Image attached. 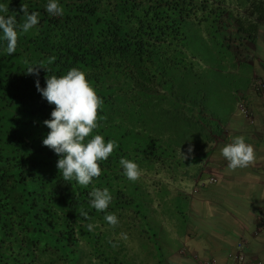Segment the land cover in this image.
I'll list each match as a JSON object with an SVG mask.
<instances>
[{
	"label": "trees",
	"instance_id": "16d2710c",
	"mask_svg": "<svg viewBox=\"0 0 264 264\" xmlns=\"http://www.w3.org/2000/svg\"><path fill=\"white\" fill-rule=\"evenodd\" d=\"M223 2L0 0V264L101 263L144 218L133 173L203 139L201 108L226 111L205 92L228 82L189 49L203 29L201 58L224 60Z\"/></svg>",
	"mask_w": 264,
	"mask_h": 264
},
{
	"label": "rangeland",
	"instance_id": "374dc122",
	"mask_svg": "<svg viewBox=\"0 0 264 264\" xmlns=\"http://www.w3.org/2000/svg\"><path fill=\"white\" fill-rule=\"evenodd\" d=\"M222 6L225 15L216 27L225 52L224 60L219 61L213 57L214 60L209 62L204 57L201 58L206 45L204 43H207L203 29L199 40V37H192L193 44L189 49L198 59L197 66L202 68L200 75L208 76L212 72L216 74V83L228 82L230 89L225 90L219 86L217 95L210 96V92H216V84L205 92V97L209 95L206 103L215 107L214 109H221L222 105L226 111L219 113L221 117H216L201 108V123L206 126V136L203 139L185 144L179 141L176 151L165 164H156V168L150 171L143 169L133 173L136 174L137 182L130 186L131 201L128 207L134 211H143L144 218L140 217L133 223L127 219V232L112 233L117 248L105 253L108 258L106 261L97 263L94 260V264H161L168 262V257L174 259L169 262L171 264H218L215 258L199 260L193 254L204 249L203 244L192 235H187L184 229L189 225V211L193 210L196 200L207 198L209 189L218 184L222 175L244 167L248 170L247 163L249 165L251 160L245 155L247 162L243 163L241 145L233 138L232 132L237 134L245 130L248 133L252 129L256 118L251 107L258 105L264 96V0H224ZM187 30L191 35L190 26H187ZM211 54L214 56L212 50ZM242 82L243 86H237ZM240 106L247 112L242 113ZM211 122H217L219 133L212 129ZM231 144L238 148L237 158L241 165L236 168L226 163ZM251 168L256 176L264 173V166L261 164ZM238 173L241 176V172ZM210 179L215 183L209 184ZM221 205L222 202L211 199L205 208H198L200 220H205L206 214L212 210L217 212V207ZM142 206L147 209V217ZM263 212L264 210L257 215L253 238L264 233V230L258 231L262 226L259 220ZM125 218L120 222H124ZM244 244L245 241L240 240L237 245L239 250L236 253L233 250L232 254L227 255V259L232 264H261L258 260L245 256L243 252L246 248H242ZM235 255L238 256L237 259Z\"/></svg>",
	"mask_w": 264,
	"mask_h": 264
},
{
	"label": "crops",
	"instance_id": "0c3cea01",
	"mask_svg": "<svg viewBox=\"0 0 264 264\" xmlns=\"http://www.w3.org/2000/svg\"><path fill=\"white\" fill-rule=\"evenodd\" d=\"M252 109L256 118L252 129L248 133L245 130L237 134L232 132L233 138L241 145L243 163L247 162L245 155L251 160L249 165L247 163L248 170L244 167L222 175L218 184L209 189L208 197L197 199L193 210L189 211V225L184 232L203 244L204 249L193 253L199 260L215 258L218 264H232L227 255L233 250L236 253L239 241L243 240L245 256L264 264V233L257 238L252 236L257 215L264 210V173L256 176L251 168L256 164L264 166V96ZM211 199L222 202V205L217 207V212L212 210L206 214L205 220H200L198 208H205ZM167 259L168 262L161 264H171L169 262L174 260Z\"/></svg>",
	"mask_w": 264,
	"mask_h": 264
},
{
	"label": "built area",
	"instance_id": "2783aa9c",
	"mask_svg": "<svg viewBox=\"0 0 264 264\" xmlns=\"http://www.w3.org/2000/svg\"><path fill=\"white\" fill-rule=\"evenodd\" d=\"M239 108H240V111L242 113H246L247 112V111L246 112L244 111L242 106H240ZM229 151H230V155L227 158V162H226L227 165H229L230 167H233V168L239 167L241 164H240L239 159L237 158V153H238L237 146H235L234 144H231ZM214 183L215 182H214L213 179L209 180V184H214ZM200 187H202V186H200ZM259 221L262 222V226L258 228V231L260 232L261 230H264V212H263L262 218ZM260 222H259V225H260ZM237 258H238V256L235 255V259H237Z\"/></svg>",
	"mask_w": 264,
	"mask_h": 264
},
{
	"label": "clouds",
	"instance_id": "9594fccd",
	"mask_svg": "<svg viewBox=\"0 0 264 264\" xmlns=\"http://www.w3.org/2000/svg\"><path fill=\"white\" fill-rule=\"evenodd\" d=\"M199 190V189H198Z\"/></svg>",
	"mask_w": 264,
	"mask_h": 264
}]
</instances>
